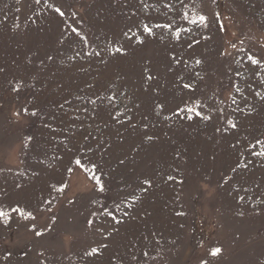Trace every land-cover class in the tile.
I'll list each match as a JSON object with an SVG mask.
<instances>
[{
    "label": "rangeland",
    "instance_id": "obj_1",
    "mask_svg": "<svg viewBox=\"0 0 264 264\" xmlns=\"http://www.w3.org/2000/svg\"><path fill=\"white\" fill-rule=\"evenodd\" d=\"M262 151L264 0H0V264H264Z\"/></svg>",
    "mask_w": 264,
    "mask_h": 264
},
{
    "label": "snow or ice",
    "instance_id": "obj_2",
    "mask_svg": "<svg viewBox=\"0 0 264 264\" xmlns=\"http://www.w3.org/2000/svg\"><path fill=\"white\" fill-rule=\"evenodd\" d=\"M37 2H39V0H37ZM56 11L60 14V15H64V13L59 9V8H57L56 9ZM206 17L205 16H200V21L201 22H206ZM193 23H195V21H193ZM145 30L146 31H148L149 33H151V29H148L147 28V26H145ZM141 43L143 42V41H140ZM118 51H121V50H119L118 49ZM254 63H259V61H253ZM197 63H200V61H197ZM149 78H151V77H149ZM185 87H190V85H185ZM18 90V89H17ZM33 115H35V113H33ZM231 123V122H230ZM231 126L233 127V128H235L236 127V124L235 123H232L231 124ZM257 143H260V141H257ZM254 155H260V156H264V151H262V152H258V153H253ZM80 163V161H77V164H79ZM98 183H99V180H98ZM145 183H149L150 184V181H145ZM100 191H104V188H103V186L101 185V187H100ZM241 200H243V197H241L240 198ZM7 214L5 213V212H3V211H0V217H3V216H6ZM29 215H31V214H29ZM109 215H112L111 213H109ZM113 219L115 220L116 218L113 216ZM117 223H119V221L117 220L116 221ZM91 223V222H90ZM106 246V245H105ZM94 252L95 251H98V250H96V249H94L93 250ZM222 250L221 249H219V248H216L214 251H213V255H217V254H219L220 252H221ZM205 264H206V262H205Z\"/></svg>",
    "mask_w": 264,
    "mask_h": 264
}]
</instances>
